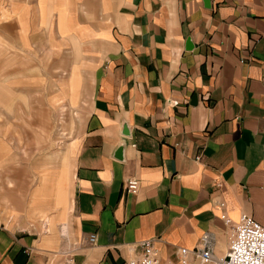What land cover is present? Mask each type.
I'll use <instances>...</instances> for the list:
<instances>
[{
	"label": "crops",
	"instance_id": "obj_1",
	"mask_svg": "<svg viewBox=\"0 0 264 264\" xmlns=\"http://www.w3.org/2000/svg\"><path fill=\"white\" fill-rule=\"evenodd\" d=\"M26 7L0 12L2 22L34 17L24 44L0 38L3 66L38 76L46 21L58 54L78 49L68 87L88 108L69 161L44 175L11 162L0 133V264H126L142 241L156 264H179L176 251L204 234L212 254H225L223 214L264 223V0ZM6 96L0 85V102ZM130 178L135 194L123 190ZM186 264L199 262L188 254Z\"/></svg>",
	"mask_w": 264,
	"mask_h": 264
},
{
	"label": "rangeland",
	"instance_id": "obj_2",
	"mask_svg": "<svg viewBox=\"0 0 264 264\" xmlns=\"http://www.w3.org/2000/svg\"><path fill=\"white\" fill-rule=\"evenodd\" d=\"M33 2L0 0V12L6 7L13 13L18 12L23 3L29 11ZM17 14V22L0 21V38L5 35L14 47L24 44L25 36L34 34L30 25L34 17L24 19L22 13ZM58 44L60 47L49 24L43 21L41 36L36 40L40 70L37 76L31 66L26 78L18 75V64L3 66L4 53L0 45V85L7 92L0 102L1 138L9 146L10 161L25 164L30 173L39 167L43 175L50 168H63L64 162L69 161L66 150L80 135L88 108V98L85 95L71 97L68 87V71L79 56L78 49L72 47L70 56L63 47L58 54L54 50ZM25 45L33 51L34 44L29 46L27 38ZM31 63L27 61V65Z\"/></svg>",
	"mask_w": 264,
	"mask_h": 264
},
{
	"label": "built area",
	"instance_id": "obj_3",
	"mask_svg": "<svg viewBox=\"0 0 264 264\" xmlns=\"http://www.w3.org/2000/svg\"><path fill=\"white\" fill-rule=\"evenodd\" d=\"M138 182L135 179H127L123 182V190L128 194H135ZM229 227L228 247L223 256H215L211 253L208 242L209 237L204 234L197 246L188 251L181 248L176 251L179 264H186V257L191 254L199 264H264V223L260 224L247 215H241L236 223H231L224 214L221 215ZM95 241L93 235L86 239L87 244ZM142 251L138 256L130 258L126 264H156L155 251L150 241H142L137 244Z\"/></svg>",
	"mask_w": 264,
	"mask_h": 264
},
{
	"label": "water",
	"instance_id": "obj_4",
	"mask_svg": "<svg viewBox=\"0 0 264 264\" xmlns=\"http://www.w3.org/2000/svg\"><path fill=\"white\" fill-rule=\"evenodd\" d=\"M186 43L188 44V42H186ZM187 46L190 47L189 44ZM121 150H122V146L120 145V146L117 147V149L115 151V154H114V157L116 159H121Z\"/></svg>",
	"mask_w": 264,
	"mask_h": 264
}]
</instances>
